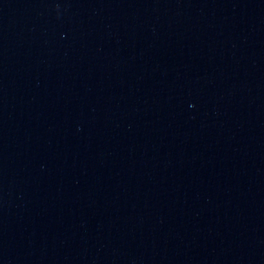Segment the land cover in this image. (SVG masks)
<instances>
[{"label":"water","instance_id":"water-1","mask_svg":"<svg viewBox=\"0 0 264 264\" xmlns=\"http://www.w3.org/2000/svg\"><path fill=\"white\" fill-rule=\"evenodd\" d=\"M0 264H264V0H0Z\"/></svg>","mask_w":264,"mask_h":264}]
</instances>
